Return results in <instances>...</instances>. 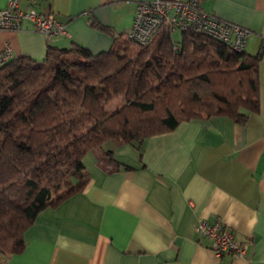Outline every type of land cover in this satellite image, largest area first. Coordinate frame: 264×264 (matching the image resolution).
I'll list each match as a JSON object with an SVG mask.
<instances>
[{"label": "crops", "instance_id": "obj_1", "mask_svg": "<svg viewBox=\"0 0 264 264\" xmlns=\"http://www.w3.org/2000/svg\"><path fill=\"white\" fill-rule=\"evenodd\" d=\"M146 0H35L67 34L48 35L26 18L0 31V56L44 59L48 46L74 41L99 53L128 33ZM9 0H0V8ZM28 0H21L27 10ZM203 8L247 28L245 51L260 55V111L246 123L228 116L183 121L148 137L143 154L109 141L84 158L88 183L48 207L25 233L21 253L0 251V264H264V0H204ZM94 14L101 25L91 24ZM0 59V65H1ZM222 220L248 242L242 256H218L201 222Z\"/></svg>", "mask_w": 264, "mask_h": 264}, {"label": "trees", "instance_id": "obj_2", "mask_svg": "<svg viewBox=\"0 0 264 264\" xmlns=\"http://www.w3.org/2000/svg\"><path fill=\"white\" fill-rule=\"evenodd\" d=\"M130 31H110L113 44L99 53L74 41L48 46L42 60L24 55L0 65L1 252L21 253L40 212L84 190V158L107 142L143 154L148 137L183 121L223 115L246 123L260 111L261 53L191 29L175 40L163 28L148 44Z\"/></svg>", "mask_w": 264, "mask_h": 264}, {"label": "built area", "instance_id": "obj_3", "mask_svg": "<svg viewBox=\"0 0 264 264\" xmlns=\"http://www.w3.org/2000/svg\"><path fill=\"white\" fill-rule=\"evenodd\" d=\"M27 10L21 8V0H9L0 8V31L19 29L24 19H30L35 27L48 35L67 34L65 24L53 14L37 10L35 0H28ZM204 0H146L140 3L129 37L142 44H148L154 35L163 28L173 32L191 29L213 36L226 42L237 51H244L250 31L233 22L222 19L206 11ZM12 56L7 46L0 56L1 63ZM198 231L212 240V248L218 256L230 253L245 254L248 242L238 238L234 230L222 220L201 222Z\"/></svg>", "mask_w": 264, "mask_h": 264}, {"label": "rangeland", "instance_id": "obj_4", "mask_svg": "<svg viewBox=\"0 0 264 264\" xmlns=\"http://www.w3.org/2000/svg\"><path fill=\"white\" fill-rule=\"evenodd\" d=\"M173 36H174L175 40H181L182 39V32L181 31H175ZM118 103H120V101L118 99H116L114 101V103H112V106H116Z\"/></svg>", "mask_w": 264, "mask_h": 264}]
</instances>
